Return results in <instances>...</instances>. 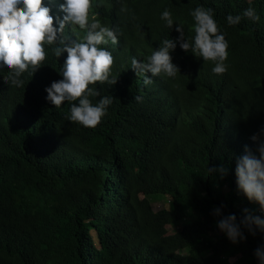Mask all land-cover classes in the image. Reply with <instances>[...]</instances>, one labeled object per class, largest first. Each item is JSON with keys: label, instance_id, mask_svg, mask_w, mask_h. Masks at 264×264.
I'll return each mask as SVG.
<instances>
[{"label": "trees", "instance_id": "1", "mask_svg": "<svg viewBox=\"0 0 264 264\" xmlns=\"http://www.w3.org/2000/svg\"><path fill=\"white\" fill-rule=\"evenodd\" d=\"M63 3L44 0L54 19H63ZM197 7L214 12L229 45L227 71L214 73V62L177 43L170 55L180 73L137 76L132 59L146 62L165 39L178 41V25L194 43ZM249 7L258 21L243 16ZM91 15L119 40L101 45L114 56L117 83L89 86L100 92L93 105L114 98L96 127L70 121L78 101L56 108L47 99L46 88L63 79L67 53L56 57L58 44L45 45L46 60L22 74V87L0 66V264H259L264 231L243 229L246 239L233 244L214 210L238 223L245 210L264 219L236 176L246 147L259 155L251 137L264 140V0H92ZM228 15L241 22L229 25ZM65 35L86 32L67 25ZM155 195L172 208L155 211ZM237 248L246 254L228 263Z\"/></svg>", "mask_w": 264, "mask_h": 264}, {"label": "clouds", "instance_id": "2", "mask_svg": "<svg viewBox=\"0 0 264 264\" xmlns=\"http://www.w3.org/2000/svg\"><path fill=\"white\" fill-rule=\"evenodd\" d=\"M60 8L65 13L63 19H54L51 9L44 6V0H0V66H6L10 70L8 79L13 86L22 87V74L29 69L35 73L46 60L45 45L58 44L59 46L52 49L54 55L59 58L66 52L67 59L62 69L63 79L52 82L51 87L46 88L47 99L56 108L66 101H78V104L72 103L70 121L94 128L107 114V108L114 98L102 97L93 105L89 97L100 96V92L89 86L105 82L117 83L116 79H109L114 56L101 45H106L109 41L113 45L118 44V30L102 26L91 15L92 0H65ZM191 15L195 21L194 43L186 40L183 25H178L175 29L180 33L178 41L165 39L162 46L146 62L132 59V69L137 76L151 73L152 77H157L163 73L168 77H175L180 73L170 55L176 49L177 43L185 52L191 49L204 61L214 62V73L222 74L227 71L225 61L228 58L229 45L225 36L220 34L213 10L197 7ZM243 16L253 21L260 19L251 7L243 12ZM161 19L166 21L167 27H173L170 11L165 10ZM241 19L240 15L227 17L229 25H237ZM57 23L58 28L54 26ZM67 25L79 26L85 30L86 35L72 39L65 35ZM72 31H75V27H72ZM152 82L146 75L145 85ZM134 99L139 101L141 98L137 96ZM251 139L257 144L256 151L259 155L245 148V154L238 158L236 164L237 184L249 201L258 203L264 209V140L260 134L253 135ZM220 171L225 172L223 168ZM214 214L222 217L217 226L233 244L246 239L243 229H247L252 235H255L257 228L264 231V219L251 215L248 210H245V216L239 223L234 214L223 216L220 208H216ZM254 254L259 264H264V245L258 247Z\"/></svg>", "mask_w": 264, "mask_h": 264}, {"label": "rangeland", "instance_id": "3", "mask_svg": "<svg viewBox=\"0 0 264 264\" xmlns=\"http://www.w3.org/2000/svg\"><path fill=\"white\" fill-rule=\"evenodd\" d=\"M225 190H227V189H225ZM245 197L246 196H244V198ZM246 200L248 201L250 206H252V207L254 206V208L258 209V210L261 209V206L258 203L249 201V199H246ZM150 201H151L153 209L155 211H159L162 209L170 210L172 208V203L170 201V198H168L167 196H164V195L151 196ZM189 221H190V218H187V219H184L180 222L174 223L173 225H171L169 227V233L174 234L175 232L181 230L182 227L184 226V224H186ZM206 243H207V241L202 243V247H201L202 251L206 250ZM245 254H246V251H244L242 248H237L235 250V252L233 253L232 257L228 259L229 260L228 263L236 262L237 260L241 259Z\"/></svg>", "mask_w": 264, "mask_h": 264}]
</instances>
